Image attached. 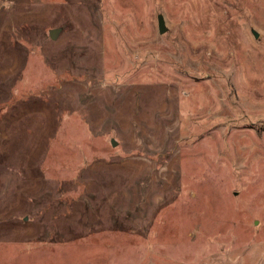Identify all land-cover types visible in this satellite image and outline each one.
I'll return each instance as SVG.
<instances>
[{
	"label": "rangeland",
	"instance_id": "rangeland-1",
	"mask_svg": "<svg viewBox=\"0 0 264 264\" xmlns=\"http://www.w3.org/2000/svg\"><path fill=\"white\" fill-rule=\"evenodd\" d=\"M0 264H264V0H0Z\"/></svg>",
	"mask_w": 264,
	"mask_h": 264
},
{
	"label": "water",
	"instance_id": "water-1",
	"mask_svg": "<svg viewBox=\"0 0 264 264\" xmlns=\"http://www.w3.org/2000/svg\"><path fill=\"white\" fill-rule=\"evenodd\" d=\"M158 26H159V32L161 34H164V33L167 32L168 29H167V26H166L165 19H164L163 15H159L158 16ZM59 32H60V29L51 30L50 31V38L53 39V40L57 39ZM255 35H256V37H258V34L255 33ZM116 144H117L116 141L113 140L112 141V145H116Z\"/></svg>",
	"mask_w": 264,
	"mask_h": 264
}]
</instances>
